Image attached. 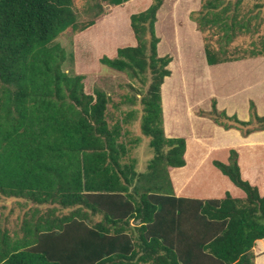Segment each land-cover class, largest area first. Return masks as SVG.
<instances>
[{
  "label": "trees",
  "instance_id": "1",
  "mask_svg": "<svg viewBox=\"0 0 264 264\" xmlns=\"http://www.w3.org/2000/svg\"><path fill=\"white\" fill-rule=\"evenodd\" d=\"M127 1L102 0L112 6ZM163 2L152 0L131 14L136 45L100 58L132 75L151 71L141 128L153 155L138 170L135 158L124 161L126 131L107 119L110 94L91 89L86 74L65 71V50L54 42L68 27L82 31L93 25L103 4L79 25L73 0H0V195L36 205L21 238L0 229V264H255L256 240L264 238V195L242 177L236 149L229 163L214 165L244 197L174 193L169 168L186 164V140L167 137L163 126L161 86L172 60L158 55L156 22ZM242 3L202 0L191 12L204 33L209 65L264 55V37L260 46H232L252 23ZM211 30L218 46L208 39ZM216 105L213 100L207 113L226 128L245 135L264 129L253 100L250 120ZM220 113L233 122L221 121ZM64 209L69 211L61 214Z\"/></svg>",
  "mask_w": 264,
  "mask_h": 264
},
{
  "label": "rangeland",
  "instance_id": "2",
  "mask_svg": "<svg viewBox=\"0 0 264 264\" xmlns=\"http://www.w3.org/2000/svg\"><path fill=\"white\" fill-rule=\"evenodd\" d=\"M175 1V2H174ZM192 2H186L182 0H164L163 5L159 9L157 13V22H156V33L158 36L164 37L166 45L164 47H168L169 52L167 53H176L175 48V40L174 36L177 29L180 31V36L182 38V50L183 53L187 54L190 58L191 52L193 53V62L192 71L193 74L188 78L189 97H185L184 94L180 93V91L174 92L173 88H169L167 99V108L165 112V107L162 105L163 110V120H164V130L165 135L167 137L173 136V132L171 131L168 123L166 125V118L169 116L174 119V114L176 112L173 103L168 102V98L170 97H178V100L185 101L192 100L195 105H198L201 109L211 111L212 110V93H221V90H231L236 91V94L239 96L238 100L235 104V109H238V112L229 115L227 113L226 107L228 109H232L233 104H225V106L219 110L217 105V109L219 111H225L229 116H237L240 120H250V108H249V116L247 119H243L240 114H243V110L247 107V104L250 100H253L255 104L260 107H263L262 102H260L261 96L264 94V85L262 83V79H264V55L248 57L244 60H241L240 63L231 62L224 64H219L221 67H216L213 69L207 63L206 55H205V41H204V33H202L199 29V34L196 38V35H193L187 31V25L185 23V17L183 13H179L178 15L172 14V11L183 12L185 10H189V5H193L192 11H197L201 8L202 0H191ZM236 0H224L225 3L232 2L234 3ZM74 2V10L77 14L78 24H82L91 19L99 10L98 2H101L104 7V12L100 15L103 16L104 13H107L110 9V5L102 2V0H73ZM174 2V3H173ZM261 3L262 6L257 7L256 4ZM112 6V5H111ZM124 6V5H122ZM128 6V5H127ZM188 6V7H187ZM119 7V6H118ZM118 7H115L113 11H115ZM174 7V8H173ZM197 7V8H195ZM183 10V11H181ZM127 11V10H126ZM125 11L124 17L128 12ZM116 13V12H115ZM135 12H131L130 15ZM113 14V13H112ZM242 14H246L248 18L251 17V25L249 31L243 33L244 35H240L236 38V41L232 43V46H240L242 49L250 48L253 43L257 46L261 45V37H264V0H243L242 3ZM174 15V16H173ZM129 17V16H128ZM131 17V16H130ZM189 18L197 23L193 18H191V13ZM131 20V19H130ZM187 20V17H186ZM178 21V22H177ZM105 22H108L105 24ZM109 21H104L102 25L109 26ZM198 27V24H197ZM126 29V27H125ZM108 35L111 33V29H107ZM74 31L73 29L68 28L67 31L61 33L54 42H59L66 53V60L63 64V69L70 74L74 73H82L87 75V83L91 84V89L98 88L106 91L110 94L111 102L107 107V119L109 123L112 125L116 122L121 123L123 129L126 131L124 133L122 140L125 141L128 147V154L125 157L124 161L129 162L132 158L137 160V169L145 170L149 160L152 157V149L149 145L150 138L148 135H145L142 132L141 128V120L143 115V102L142 97L146 95L149 91V85L151 83V71L148 69L145 73H139L138 75H132L129 72H122L116 69H113L111 66L101 63L100 58L109 53L106 52L105 48H99L98 45L92 47L91 50L84 49L82 47V43L79 42L75 47L74 43ZM213 30L207 33L208 39L212 42V45L218 46L220 43L215 44V40L217 37L213 36ZM125 31H119L117 36L118 38L122 37L125 34ZM202 38V40H201ZM109 39V37H106ZM212 40V41H211ZM98 41V39H97ZM198 41V47L196 49V42ZM105 42L104 44L108 43ZM219 42V41H218ZM187 44V45H186ZM165 53V55L167 54ZM97 55H100L98 57ZM116 53L110 57H116ZM163 55V56H165ZM169 56V55H168ZM228 64V66L226 65ZM226 66V67H225ZM211 69H209V68ZM167 68L171 70L170 63L167 65ZM182 69H180L181 72ZM179 77L176 79L177 88H184L181 86L182 81L180 79V73H178ZM169 76V75H168ZM166 77V76H165ZM92 82V83H91ZM174 82V81H173ZM164 83V82H163ZM168 86V85H167ZM162 87V86H161ZM167 87H165L166 92ZM163 89L161 88V95L163 96ZM257 102H256V101ZM238 103V104H237ZM170 104V105H169ZM223 105V103H222ZM264 108V107H263ZM129 112H132L130 117H128ZM183 112V111H181ZM178 110V113H181ZM201 115L209 116L214 123L226 128L225 126L219 124L215 121L210 115H208L207 111H200ZM259 114V113H258ZM126 117H128L127 122ZM168 117V118H169ZM187 120H191V116L184 118ZM219 119L227 124L233 122L223 117L220 113ZM256 128H262L261 126H255ZM166 128L169 129V133L172 134L168 136L166 134ZM236 128V127H231ZM228 129V128H226ZM238 129L241 135L246 136L244 131ZM264 130V129H259ZM258 130H255V132ZM254 132V131H252ZM251 132V133H252ZM250 134V133H249ZM232 149H236L238 152V164L240 153L238 148H229L227 161L225 163H229L230 152ZM211 159L212 164L214 165V161H222V159L218 158L219 155L214 154ZM189 156V165L193 163L194 156ZM240 170L241 165L239 164ZM242 172V170H241ZM208 177V176H207ZM234 183V182H233ZM235 184V183H234ZM236 185V184H235ZM237 186V185H236ZM240 190V194H244L245 191L237 186ZM205 189V188H203ZM203 195H207L203 192ZM245 194L242 196L244 197ZM58 203L52 204V206H58ZM36 206L34 203L26 201L23 198H15V197H6L4 195H0V229L7 230L13 237L16 235L18 237L23 236L22 225L26 218H30L32 216V210ZM46 207L43 206L41 210H45ZM69 210L64 209L60 210L61 214L67 213ZM42 212V211H41ZM134 221V220H132ZM33 222V221H32ZM132 225L138 224V221H134L131 223ZM256 258V255H255ZM255 261V259H254ZM256 262V261H255Z\"/></svg>",
  "mask_w": 264,
  "mask_h": 264
},
{
  "label": "crops",
  "instance_id": "3",
  "mask_svg": "<svg viewBox=\"0 0 264 264\" xmlns=\"http://www.w3.org/2000/svg\"><path fill=\"white\" fill-rule=\"evenodd\" d=\"M185 1L187 3L192 2L191 0ZM151 2L152 0H129L122 4L124 6L110 5V9L108 10V12L103 16H100L93 25L82 31H77L76 33H74L73 40L74 43H76L75 47L77 46V44H79V42L82 43V47L85 45V50H91L92 47L98 45L99 48H105L104 50L108 52L110 56H112L115 53H118L119 47L136 45L137 39L131 27L130 13L139 12L146 9L151 4ZM115 7L118 8L113 11ZM189 7V10H181L183 12H178V10L172 11V14L178 15L179 13H183V16L185 17V23L187 25V31H189L192 36L196 35L197 38L200 31L197 27V23L189 18L191 10H193V5H189ZM125 11L128 13L124 17ZM109 20V26L102 25L104 21ZM106 23L108 22H105V24ZM68 28L72 29V27ZM68 28L65 31H67ZM107 29L112 30L110 35H108ZM119 31L126 32L125 34H123V38H118L117 34ZM174 33V40L176 43L175 48L177 51L176 53H167L169 52V49L168 47H164L166 45L164 37L159 36L160 41L158 43V55L163 56L165 55V53H167L166 55H169L172 58L170 62V67L172 70L171 74L165 77L164 83L161 87L164 91L162 96V105H164L165 107L164 113H167L166 109H168L167 100H165V98L167 99V97H165L166 95L164 94L167 93L168 95L170 87L173 88L174 92L178 93L180 91V93L184 94L186 98L191 95V92L188 89V78L193 74V64L198 63V61L193 62L192 52L190 54V58L186 53H183L181 47L182 38L180 36L179 29H177ZM106 37H109V39H106ZM108 40L109 42L104 44ZM197 47L198 41L196 42V49ZM97 56L100 57V55ZM241 60L229 61L227 63H234L237 61L238 63H240ZM226 65L228 66V64ZM211 67L215 69L216 67L221 66H219V64H214ZM180 69H182L181 72ZM178 73H180V79L182 81L181 86L184 87H181V89L177 88L176 83V79L179 77ZM262 83L264 85V79H262ZM165 87H167L166 92ZM212 97L213 100H216L219 110H221L225 106V104H233L231 110L226 107L227 113L229 115H232L233 113L238 112V109H235V100H238L239 103V96L236 94V91L224 89L221 90V93H212ZM250 101L247 104V107L244 108L243 114H240L243 119H247L248 117H250L248 112L250 108ZM168 102L173 103L176 112L173 115V120L169 116V118H166V125L168 123L170 129L173 128L171 130L173 132V136H171L172 134L169 133L170 131L167 128L166 134L171 137H184L186 140V151L184 154L186 164L180 167L169 168L174 193L176 196L193 198H214L223 197L226 192H230L235 197H242L245 193L240 194V190L231 181V179L227 175H225L219 168L213 165L211 161L213 156H215L214 154H217L219 155L218 158L226 162L229 148L234 147L238 148V151L240 153L239 164L241 165L242 177L248 180L251 184L256 185L259 188L261 195H264V130H258L256 132L254 131L246 136H243L240 134L238 129L223 128L222 126L214 123V121L209 116L201 115V110L203 112L209 111L201 109L200 107H198V105H195L191 99L182 101L178 100V97L175 96L168 98ZM260 102H262L264 107V94L261 96ZM263 107L259 108L256 103L257 112L260 116H264ZM178 110L179 112H183L178 113ZM190 116L191 120H187L186 122L184 118ZM191 146L193 148V152L189 155L192 156L193 154V156H195L194 158H192L193 163L189 165V156H187V153L189 152ZM203 192H205L207 195H203ZM133 222L134 221L131 220V223ZM254 253L256 255L255 264H264V238L256 240Z\"/></svg>",
  "mask_w": 264,
  "mask_h": 264
},
{
  "label": "bare ground",
  "instance_id": "4",
  "mask_svg": "<svg viewBox=\"0 0 264 264\" xmlns=\"http://www.w3.org/2000/svg\"><path fill=\"white\" fill-rule=\"evenodd\" d=\"M193 148H192V146L190 147V149H189V152H188V154H191L192 152H193V150H192Z\"/></svg>",
  "mask_w": 264,
  "mask_h": 264
}]
</instances>
